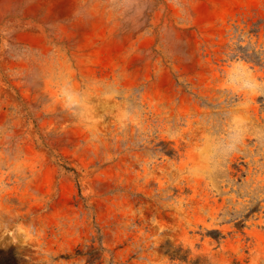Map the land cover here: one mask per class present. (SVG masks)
<instances>
[{"label":"rangeland","instance_id":"374dc122","mask_svg":"<svg viewBox=\"0 0 264 264\" xmlns=\"http://www.w3.org/2000/svg\"><path fill=\"white\" fill-rule=\"evenodd\" d=\"M0 250L264 264V0H0Z\"/></svg>","mask_w":264,"mask_h":264},{"label":"trees","instance_id":"16d2710c","mask_svg":"<svg viewBox=\"0 0 264 264\" xmlns=\"http://www.w3.org/2000/svg\"><path fill=\"white\" fill-rule=\"evenodd\" d=\"M237 225H239V223H236V226ZM207 232L213 238H216L218 235H220V231L217 229H211ZM0 264H18V256L11 250L6 252L0 250Z\"/></svg>","mask_w":264,"mask_h":264}]
</instances>
